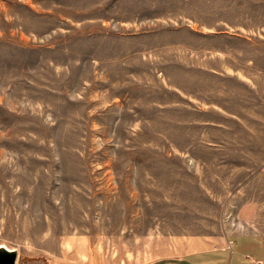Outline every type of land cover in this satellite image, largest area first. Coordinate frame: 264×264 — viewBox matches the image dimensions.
<instances>
[{"label":"rangeland","instance_id":"obj_1","mask_svg":"<svg viewBox=\"0 0 264 264\" xmlns=\"http://www.w3.org/2000/svg\"><path fill=\"white\" fill-rule=\"evenodd\" d=\"M214 107L249 129L190 123ZM207 131L254 155L223 163ZM263 163L264 0H0V245L16 264L215 246Z\"/></svg>","mask_w":264,"mask_h":264},{"label":"crops","instance_id":"obj_2","mask_svg":"<svg viewBox=\"0 0 264 264\" xmlns=\"http://www.w3.org/2000/svg\"><path fill=\"white\" fill-rule=\"evenodd\" d=\"M197 110L201 116L213 115L216 118L200 119L199 123H190L204 124L209 127L215 125L224 133L237 128L239 131L249 129L248 118H244L242 112L238 111L241 109L214 107ZM220 115L222 119L219 118ZM203 136L204 133L201 132L200 144L204 145L207 154L221 150L219 156L226 157L221 160L223 163L248 164L249 151L251 155H254L253 143L249 145L247 141L245 142L247 144H236L237 140H212L209 131L204 139H202ZM236 152L242 156V159H230V156L235 157ZM200 153L202 154V150ZM230 205V210L236 213V217L232 220L233 227L240 230L232 232L215 246L189 251L181 255L160 257L147 264H256L257 261L264 263V163L257 171L253 168L250 174L242 177L239 185L231 193Z\"/></svg>","mask_w":264,"mask_h":264},{"label":"water","instance_id":"obj_3","mask_svg":"<svg viewBox=\"0 0 264 264\" xmlns=\"http://www.w3.org/2000/svg\"><path fill=\"white\" fill-rule=\"evenodd\" d=\"M18 251L4 245H0V264H16Z\"/></svg>","mask_w":264,"mask_h":264},{"label":"built area","instance_id":"obj_4","mask_svg":"<svg viewBox=\"0 0 264 264\" xmlns=\"http://www.w3.org/2000/svg\"><path fill=\"white\" fill-rule=\"evenodd\" d=\"M256 264H264L262 261H257Z\"/></svg>","mask_w":264,"mask_h":264}]
</instances>
